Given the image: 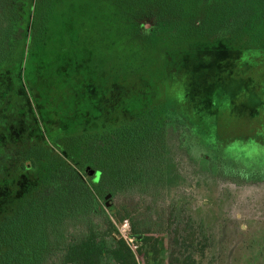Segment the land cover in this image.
<instances>
[{
	"label": "trees",
	"instance_id": "obj_1",
	"mask_svg": "<svg viewBox=\"0 0 264 264\" xmlns=\"http://www.w3.org/2000/svg\"><path fill=\"white\" fill-rule=\"evenodd\" d=\"M189 44L238 52L264 101V0H0V264L158 262L165 210L131 204L157 203L180 174L165 64ZM174 237L171 264H199Z\"/></svg>",
	"mask_w": 264,
	"mask_h": 264
},
{
	"label": "rangeland",
	"instance_id": "obj_2",
	"mask_svg": "<svg viewBox=\"0 0 264 264\" xmlns=\"http://www.w3.org/2000/svg\"><path fill=\"white\" fill-rule=\"evenodd\" d=\"M173 52L165 64L164 101L173 114V135L179 142L174 152L178 154L180 174L157 203H151L148 197H137L131 204L142 216L150 209L156 218L164 210L166 213L161 222L164 234H155L160 240L158 262L139 256L134 244L138 262H174L173 242L178 238L174 235L180 230L181 240H189L186 246H190L199 264H248L252 258L261 264L264 259V101L260 93L250 91L243 84L244 78L239 76L233 61L238 52L232 48L189 44ZM140 79L139 76L135 80ZM66 105L64 100L59 108ZM201 114H208L206 120L210 122L216 116L214 130L208 128ZM258 132L261 139H256ZM251 139L254 141L249 146ZM17 144L26 150L31 142L17 140ZM52 144H55L53 140L41 144L37 152H50ZM243 153L249 160L242 158ZM41 156L50 160L42 153ZM53 157L59 160V151ZM45 176L38 174L42 180ZM22 182L23 179L16 186L18 194L24 190ZM122 203L126 204L127 200L113 201L115 208ZM172 213L180 219L171 216Z\"/></svg>",
	"mask_w": 264,
	"mask_h": 264
},
{
	"label": "built area",
	"instance_id": "obj_3",
	"mask_svg": "<svg viewBox=\"0 0 264 264\" xmlns=\"http://www.w3.org/2000/svg\"><path fill=\"white\" fill-rule=\"evenodd\" d=\"M120 236L127 242L132 250H134L135 238L130 235V225L128 221L118 226ZM135 251V250H134Z\"/></svg>",
	"mask_w": 264,
	"mask_h": 264
},
{
	"label": "water",
	"instance_id": "obj_4",
	"mask_svg": "<svg viewBox=\"0 0 264 264\" xmlns=\"http://www.w3.org/2000/svg\"><path fill=\"white\" fill-rule=\"evenodd\" d=\"M86 171L89 173V176H93L95 174V171L94 170L89 171V168H87ZM134 238L139 240L140 238H142V236L138 235V236H135Z\"/></svg>",
	"mask_w": 264,
	"mask_h": 264
},
{
	"label": "crops",
	"instance_id": "obj_5",
	"mask_svg": "<svg viewBox=\"0 0 264 264\" xmlns=\"http://www.w3.org/2000/svg\"><path fill=\"white\" fill-rule=\"evenodd\" d=\"M253 260H250L249 262H248V264H259L257 261L258 260H256L257 258H252ZM261 264H264V259L261 261Z\"/></svg>",
	"mask_w": 264,
	"mask_h": 264
},
{
	"label": "flooded vegetation",
	"instance_id": "obj_6",
	"mask_svg": "<svg viewBox=\"0 0 264 264\" xmlns=\"http://www.w3.org/2000/svg\"><path fill=\"white\" fill-rule=\"evenodd\" d=\"M140 240V239H139Z\"/></svg>",
	"mask_w": 264,
	"mask_h": 264
}]
</instances>
